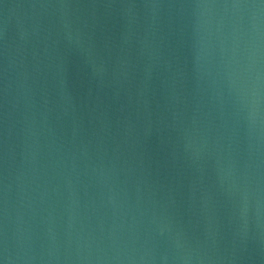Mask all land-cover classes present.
I'll list each match as a JSON object with an SVG mask.
<instances>
[{"label": "water", "instance_id": "1", "mask_svg": "<svg viewBox=\"0 0 264 264\" xmlns=\"http://www.w3.org/2000/svg\"><path fill=\"white\" fill-rule=\"evenodd\" d=\"M2 264H264V0H0Z\"/></svg>", "mask_w": 264, "mask_h": 264}, {"label": "snow or ice", "instance_id": "2", "mask_svg": "<svg viewBox=\"0 0 264 264\" xmlns=\"http://www.w3.org/2000/svg\"><path fill=\"white\" fill-rule=\"evenodd\" d=\"M0 264H2V262H0Z\"/></svg>", "mask_w": 264, "mask_h": 264}]
</instances>
